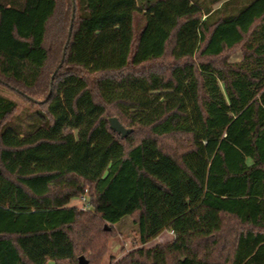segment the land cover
Listing matches in <instances>:
<instances>
[{
	"label": "trees",
	"instance_id": "trees-1",
	"mask_svg": "<svg viewBox=\"0 0 264 264\" xmlns=\"http://www.w3.org/2000/svg\"><path fill=\"white\" fill-rule=\"evenodd\" d=\"M0 84V264H264V0H0Z\"/></svg>",
	"mask_w": 264,
	"mask_h": 264
},
{
	"label": "rangeland",
	"instance_id": "rangeland-1",
	"mask_svg": "<svg viewBox=\"0 0 264 264\" xmlns=\"http://www.w3.org/2000/svg\"><path fill=\"white\" fill-rule=\"evenodd\" d=\"M63 7L65 9L68 8V10H69V4L67 7V2L64 4V6L61 4L62 9H63ZM224 58H228L232 61H238L241 58L240 48L237 47V48L230 50L229 52H227L224 55ZM169 63H171V60H170L169 56H166V58H164L162 60H159V61H156V62L149 64V66L153 67L156 70L162 69V68L167 69V66L169 65ZM0 95H2L3 97H5L9 100L11 99L15 102L17 109L13 113L14 116L26 114V113H30V112H35L40 108L39 106L33 105L29 101L22 98L15 91H13L11 89L9 90L1 84H0ZM109 118H114V117H109ZM21 119L24 120V118H21ZM124 128L130 129V127H128L126 125L124 126ZM166 144H167V146H169L170 144L173 145L174 142L169 140L166 142ZM84 198H86V197H84ZM87 199L88 198H86V201L84 202V201H82V198H80V199L72 202L71 205L82 209V208L86 207L85 204L87 203ZM114 229L118 233V235H116L115 237H113L109 240V243H108L109 246H108L107 253L100 260L101 261L100 264H110V258L111 257L119 259L122 257V255L125 252L130 251L134 246L133 242L137 238L138 228H137V226L132 224L129 217H124L120 222H118L115 225ZM149 244H150L149 247L155 246L157 244V241L151 242Z\"/></svg>",
	"mask_w": 264,
	"mask_h": 264
},
{
	"label": "water",
	"instance_id": "water-1",
	"mask_svg": "<svg viewBox=\"0 0 264 264\" xmlns=\"http://www.w3.org/2000/svg\"><path fill=\"white\" fill-rule=\"evenodd\" d=\"M73 17H74V13H72V17H71V23H72V20H73ZM71 30H72V26L70 24V29H69V32H68V39L70 38L71 36ZM65 50V49H64ZM64 51L62 53V60H61V63L63 62L64 60ZM109 128L110 130H112L114 133L120 135L122 138L126 137L127 135H129L131 133V130L130 129H126L124 128V126L122 124L119 123V121L115 118H109ZM78 261L80 262V264H87V261H85L84 257L83 256H80L78 258Z\"/></svg>",
	"mask_w": 264,
	"mask_h": 264
},
{
	"label": "crops",
	"instance_id": "crops-1",
	"mask_svg": "<svg viewBox=\"0 0 264 264\" xmlns=\"http://www.w3.org/2000/svg\"><path fill=\"white\" fill-rule=\"evenodd\" d=\"M172 239H173L172 232L166 231V232L162 233L161 235H159L155 240H153L151 242L157 241V244H159V243L165 244V243L171 242ZM148 246H150V244Z\"/></svg>",
	"mask_w": 264,
	"mask_h": 264
},
{
	"label": "built area",
	"instance_id": "built-area-1",
	"mask_svg": "<svg viewBox=\"0 0 264 264\" xmlns=\"http://www.w3.org/2000/svg\"><path fill=\"white\" fill-rule=\"evenodd\" d=\"M81 198H82V201H84V202L86 201V198H84V197H81Z\"/></svg>",
	"mask_w": 264,
	"mask_h": 264
}]
</instances>
